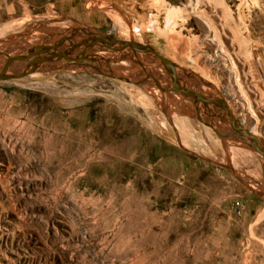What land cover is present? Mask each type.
Segmentation results:
<instances>
[{"label":"rangeland","instance_id":"374dc122","mask_svg":"<svg viewBox=\"0 0 264 264\" xmlns=\"http://www.w3.org/2000/svg\"><path fill=\"white\" fill-rule=\"evenodd\" d=\"M78 22L264 137V0H0V66ZM77 59L0 79V264H264V160L130 57Z\"/></svg>","mask_w":264,"mask_h":264},{"label":"water","instance_id":"95a60500","mask_svg":"<svg viewBox=\"0 0 264 264\" xmlns=\"http://www.w3.org/2000/svg\"><path fill=\"white\" fill-rule=\"evenodd\" d=\"M79 23V27L60 31L54 40H44L19 46L12 54H8L0 66V79L22 77L39 68L44 62H52L67 59L93 57L98 49H105L130 57L136 64L146 71L158 84L166 86L172 83L177 91L187 97L201 112V105H207L225 125H230L232 135L242 139L246 145L264 160V137L258 136L246 127L223 97H214L199 89L189 87L181 78L182 66L165 57L150 45L139 43L131 39L118 37L97 29L93 26ZM32 55L38 57L30 62H24L18 67V71H11L13 66ZM152 61V66L165 70L167 77L161 79L160 72L145 69L142 59ZM217 130L215 125H212ZM220 132V131H219Z\"/></svg>","mask_w":264,"mask_h":264},{"label":"bare ground","instance_id":"6f19581e","mask_svg":"<svg viewBox=\"0 0 264 264\" xmlns=\"http://www.w3.org/2000/svg\"><path fill=\"white\" fill-rule=\"evenodd\" d=\"M41 31V30H40ZM43 33V32H42ZM37 35H39V34H37ZM41 35V34H40ZM171 37V36H170ZM178 37V36H177ZM173 38V36L171 37V39ZM179 38V37H178ZM170 39V40H171ZM181 41V40H180ZM179 41V42H180ZM174 43H175V41H174ZM173 43V44H174ZM177 43V42H176ZM17 46H19L18 44H16L14 47H13V49L11 50V52H10V54H12L16 49H17ZM184 45H181L180 46V50H183L184 49ZM108 55L109 56H111V57H117L118 56V53L117 52H114V51H110V50H105V49H98V50H96L95 51V53H94V58H96V59H103V60H107V57H108ZM78 60H80V59H73V61H78ZM69 61H72V60H67V59H63V60H60V61H58V63L59 64H63L64 62H69ZM2 62V61H1ZM121 62L122 63H125L126 65H127V63H130L131 61L129 60V59H127V58H123L122 60H121ZM120 62V63H121ZM50 63H52V62H50ZM17 64V63H16ZM16 64L13 66V69H15L16 67ZM69 64V63H68ZM65 65V64H64ZM71 65V64H70ZM63 66V65H62ZM121 66V65H120ZM128 67H129V65H128ZM121 68V67H120ZM121 70V69H120ZM157 71H159L160 72V74H162V75H164L165 76V73H164V69L163 68H160V67H158L157 68ZM33 73L32 72H29V73H27L26 75H24V76H22V77H17V78H12V79H20V78H23V77H26V76H29V75H32ZM184 78V76H183V74H181V78ZM182 78V79H183ZM183 81H184V79H183ZM186 84V83H185ZM195 84V83H194ZM201 88H203V89H208V88H206V87H201ZM151 90H153V89H151ZM155 91V90H154ZM178 92V91H177ZM167 94V93H166ZM179 94V93H178ZM181 94V93H180ZM182 95V94H181ZM152 96H154V95H152ZM167 96H168V94H167ZM148 97V96H147ZM154 98V97H153ZM166 98V97H165ZM155 100V99H154ZM227 102V101H226ZM228 103V102H227ZM228 106H229V104H228ZM230 107V106H229ZM234 113V112H233ZM194 115V114H193ZM219 121V120H218ZM251 129V131L253 132V133H256V131L257 130H255L256 129V127H254V128H250ZM240 150V152H242L241 151V149H239ZM246 152H249L250 154H253V155H255V153L252 151V150H248V148H247V150L246 149H244ZM259 158H261V157H259Z\"/></svg>","mask_w":264,"mask_h":264},{"label":"flooded vegetation","instance_id":"af4514ba","mask_svg":"<svg viewBox=\"0 0 264 264\" xmlns=\"http://www.w3.org/2000/svg\"><path fill=\"white\" fill-rule=\"evenodd\" d=\"M194 88V87H193ZM197 89V88H196Z\"/></svg>","mask_w":264,"mask_h":264}]
</instances>
